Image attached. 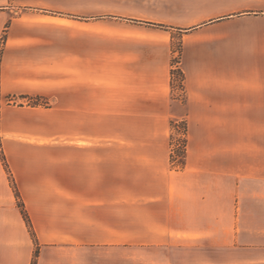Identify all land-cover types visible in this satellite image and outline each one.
<instances>
[{"label": "crops", "instance_id": "0c3cea01", "mask_svg": "<svg viewBox=\"0 0 264 264\" xmlns=\"http://www.w3.org/2000/svg\"><path fill=\"white\" fill-rule=\"evenodd\" d=\"M253 5L183 33V102L171 31L0 2V264H86L133 243L264 264V0Z\"/></svg>", "mask_w": 264, "mask_h": 264}, {"label": "rangeland", "instance_id": "374dc122", "mask_svg": "<svg viewBox=\"0 0 264 264\" xmlns=\"http://www.w3.org/2000/svg\"><path fill=\"white\" fill-rule=\"evenodd\" d=\"M3 0H0L2 2ZM25 4H47L56 15L73 14L95 17L102 23V31H126L154 27L172 32L174 50L173 88L185 102L184 72L181 69L184 51L183 33L210 21L220 12L244 15L254 7L255 0H14ZM44 8V5H37ZM225 15V14H222ZM117 22L119 25L109 24ZM179 28V29H177ZM181 29V30H180ZM6 33L2 36L4 42ZM1 53V51H0ZM38 103V101H36ZM172 158L182 163L187 150V121L184 116L172 121ZM5 158V157H4ZM24 211V210H23ZM26 218V217H25ZM27 220V219H26ZM28 221V220H27ZM30 221V220H29ZM29 223V222H28ZM187 243V241H185ZM109 246V247H108ZM187 248L148 246L147 244H105L89 251L86 264H202L207 254L188 253ZM39 254V248L37 250ZM202 262V263H200ZM204 264V263H203ZM207 264V263H206Z\"/></svg>", "mask_w": 264, "mask_h": 264}, {"label": "trees", "instance_id": "16d2710c", "mask_svg": "<svg viewBox=\"0 0 264 264\" xmlns=\"http://www.w3.org/2000/svg\"><path fill=\"white\" fill-rule=\"evenodd\" d=\"M1 153H2V156H3V158H4V155H3V152L1 151ZM24 215H25V217H26V219L28 220V222H29V217H28V215H27V213L24 211Z\"/></svg>", "mask_w": 264, "mask_h": 264}]
</instances>
